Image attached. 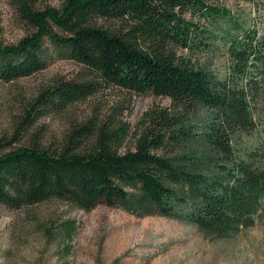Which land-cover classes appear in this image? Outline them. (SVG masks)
<instances>
[{
	"label": "trees",
	"instance_id": "obj_1",
	"mask_svg": "<svg viewBox=\"0 0 264 264\" xmlns=\"http://www.w3.org/2000/svg\"><path fill=\"white\" fill-rule=\"evenodd\" d=\"M17 1L36 32L16 47L0 43V81L45 70V38L91 77L90 82L59 81L42 91L28 116L66 108L101 84L138 96L153 94L188 111L208 109L211 120L202 137L226 164L211 175L176 167L157 154L167 135L154 130L125 154L102 137L83 154L69 146L52 151L37 145L5 153L0 142V204L23 209L58 200L85 212L99 206L137 215L156 211L217 236L255 226L264 170L255 160L235 159L232 142L253 132L258 119L264 121V0H65L61 10L45 11L33 10L32 0ZM227 1L251 4L253 23L245 10L233 11ZM97 19L120 22L123 30H103L93 23ZM221 55L227 58L224 74L203 64ZM85 131H75L71 145L79 141L73 136ZM181 133L172 138L196 136ZM173 186L192 190V196Z\"/></svg>",
	"mask_w": 264,
	"mask_h": 264
},
{
	"label": "rangeland",
	"instance_id": "obj_2",
	"mask_svg": "<svg viewBox=\"0 0 264 264\" xmlns=\"http://www.w3.org/2000/svg\"><path fill=\"white\" fill-rule=\"evenodd\" d=\"M65 0H32L35 11L61 10ZM233 11L245 10L249 25L255 18L251 4L227 1ZM103 30L117 33L123 24L97 19ZM36 32L23 19L17 0H0V43L16 47ZM57 34H61L55 29ZM47 67L42 72L10 83L0 81V142L3 152L37 145L52 151L71 147L87 153L102 137L119 154L136 150L149 131L166 132L167 144L157 154L199 174L211 175L226 162L202 137L211 120L208 109L193 111L169 98L135 95L116 86L101 84L84 100L66 108H46L31 114V105L42 91L59 81L90 82L77 63L64 59L53 42L45 38ZM227 58L204 62L224 74ZM250 134L241 133L232 142L234 158L255 160L264 170V121L256 122ZM81 132L77 144L71 136ZM191 131L192 139L181 137ZM192 196V190L173 186ZM137 209L140 206H136ZM150 210H153L151 208ZM0 264H264V198L255 226L227 236L200 230L192 223L165 218L156 211L141 215L124 208L99 206L85 212L66 202L51 200L23 209L0 204Z\"/></svg>",
	"mask_w": 264,
	"mask_h": 264
}]
</instances>
